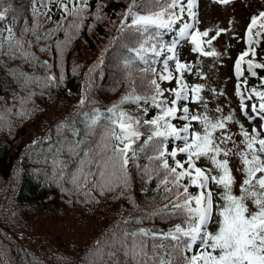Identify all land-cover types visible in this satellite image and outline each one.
<instances>
[{"label":"snow or ice","instance_id":"1","mask_svg":"<svg viewBox=\"0 0 264 264\" xmlns=\"http://www.w3.org/2000/svg\"><path fill=\"white\" fill-rule=\"evenodd\" d=\"M215 2L227 5L232 0ZM37 3L40 5L34 12V16L39 13L36 16L37 25L23 29L24 33L34 35L37 42L59 31H79L89 14V0H32L34 8ZM102 7L97 5V12L94 13L96 19H102ZM196 7L197 0H186V3L184 0H131L118 32L127 31V38L137 40L138 47L128 49L135 53V57L126 58L124 68L130 75L136 59L147 65L139 69L142 73L150 74L142 80L146 91L138 94L133 87L118 104L107 109L111 115L103 125L99 115L89 117L86 134L99 137L101 143L97 148L89 147L82 140H76L67 148L70 156L83 152V156L87 157V160H81L78 174L71 176V182L77 188H87L91 184L99 189L101 195L106 190H126L130 161L134 162L139 153H145L149 161L143 169L145 174L159 178L167 194L164 199L169 200L163 208L146 214L147 217L163 215L165 218L177 217L180 221L162 234L143 227L125 230L112 238L111 249L97 257L93 264H264V91L251 90L259 99V104H251L252 115H249V119L259 118L260 126L253 127L249 132L240 124L242 148L236 145L228 131L232 115L213 120L206 112L198 113L190 109V104L207 109V102L202 95L205 85L189 84L186 73L201 79L207 76L198 67L202 64L201 60L198 59L196 64L182 62L177 57V47L181 41H187L191 45V52L198 57L218 59L222 53L212 47L213 41L227 31L217 29L211 36V30L201 31L196 27ZM53 8L60 12L55 28L38 32L40 17L52 22ZM185 14L195 23L186 22ZM9 19L15 20V11L7 0H0V22ZM174 26L178 27L176 38L171 44H165L156 30H172ZM4 31L8 33L6 39L10 48L18 51L26 60L35 59L34 54L25 48V45L32 47L31 41L18 38L10 25H0V35ZM245 35L247 48L236 58L234 72L238 81L236 95L240 98V108L247 114L249 105L245 102L240 83L245 71L242 65L246 64V71L253 77L257 76L256 69L264 70V62H257L254 46L260 45L261 38H264V11L250 18ZM137 36L140 38L137 39ZM56 47L60 48V42H56ZM39 50L44 52L47 49L41 47ZM148 54L154 58L164 55L160 69L154 66L157 62L155 59L147 58ZM249 56L251 58L246 59ZM12 58L17 57L13 54ZM101 64L103 56L89 68V73ZM44 66H48L47 61ZM57 79L62 80L63 76L57 78L49 75L43 78L46 85L53 84ZM260 79L264 85V77ZM173 81L174 87H162V83L171 84ZM31 82H35L34 77L24 80L26 87ZM210 91L213 95L217 94L215 88ZM219 95H223V92ZM87 99V96L82 97L78 106L83 107ZM247 99L251 100L252 95ZM126 102L134 103L145 115L149 111L145 105L159 109V114L154 118L141 119L122 109L121 105ZM216 111L221 110L217 108ZM173 120L178 123H173ZM144 125L149 126L146 139L137 144L144 135L141 131ZM195 125H199V128ZM57 127L64 128L65 122ZM71 131L73 135H80L74 129ZM229 143L239 150L226 147ZM82 144L84 148H81ZM109 152L110 155L107 154ZM233 155L238 156L241 163L238 171L242 179L238 193L234 190L237 181L230 167L229 158ZM202 161L208 166H202ZM63 163L59 162L61 171ZM92 166L97 171L93 172ZM89 177L98 179L90 180ZM157 240L160 242H155ZM105 256L107 259L103 258Z\"/></svg>","mask_w":264,"mask_h":264},{"label":"trees","instance_id":"2","mask_svg":"<svg viewBox=\"0 0 264 264\" xmlns=\"http://www.w3.org/2000/svg\"><path fill=\"white\" fill-rule=\"evenodd\" d=\"M130 2L89 0L85 23H92L96 35L105 32L107 35L102 36L104 41L98 44L96 52L91 56L87 53L88 57L84 58L82 47L83 50L85 47L78 44L84 41L92 46L84 30L79 34L73 30L59 31L37 42L34 35L24 33L23 29L37 25L39 13L34 16V12L40 5L37 3L34 8L32 0H7L15 11V20L0 22V25L12 26L18 38L31 41L32 47L25 45V48L35 59L26 60L10 48L6 31L0 35V264H93L97 257L111 249L112 238L125 230L143 227L162 234L180 222L177 217H147L146 214L163 208L169 200L164 199L167 194L159 178L145 174L143 169L149 161L143 152L129 163L126 190H106L101 195L91 184L77 188L71 182V176L78 174L81 160L87 157L83 152L70 156L68 146L76 140L92 148L101 143L99 137L86 134L89 117L99 115L103 125L111 115L107 109L118 104L133 87L138 94L146 91L142 80L150 74L139 69L147 65L136 59L130 75L124 68V60L135 57L128 49L138 47L136 39L127 38V31L118 32ZM97 5H103L102 19L95 22ZM59 18L60 12L53 8L52 22L40 17L37 31L43 33L55 28ZM156 31L160 33L159 39L168 43L167 31ZM56 42H60L59 49ZM263 44L264 38H261ZM41 47L47 50L41 52ZM13 54L17 58L13 59ZM101 56L103 64L89 73V68L96 65ZM147 58L160 61L151 54ZM46 59L48 66H44ZM255 71V77L246 71L247 86L264 91L260 79L264 77V70ZM49 75L63 76V79L46 85L43 78ZM33 77L35 82L26 87L24 80ZM84 96L88 99L79 107ZM121 107L141 119L159 114V109L149 105H145L149 108L147 115L131 102ZM61 122H65V127L58 129ZM72 129L80 135H73ZM148 129V125L141 127L144 135L137 144L146 139ZM60 161L64 162L62 171ZM91 170L97 171L95 166Z\"/></svg>","mask_w":264,"mask_h":264},{"label":"rangeland","instance_id":"3","mask_svg":"<svg viewBox=\"0 0 264 264\" xmlns=\"http://www.w3.org/2000/svg\"><path fill=\"white\" fill-rule=\"evenodd\" d=\"M186 3V0H184ZM197 13L196 27L201 31L211 30L210 36L215 34L217 29H227L226 32L222 33L216 40L213 41L212 47H214L222 55L217 59L213 57H198L197 54L191 52V45L187 41H181L177 47V57L182 62H187L191 64H196L197 60H201L202 64L198 67L202 68L204 73H206L207 78L201 79L198 76H194L186 73V80L189 84L202 83L205 85L202 95L205 97L207 102V109H204L200 105L190 104V109L193 112L205 113L210 119L215 120L218 117H226L232 115L233 120L228 123L229 134H232L233 140L236 142L240 148L243 145L240 144L242 137L240 133V124H243L245 129L251 132L253 127L259 128L260 120L255 118L250 120L249 115L251 113V104L256 102V98L253 94L245 92L244 76L241 77V91L244 93L245 102L249 105L247 114L241 111L240 108V98L236 95V85L238 83L235 72H234V62L239 54L246 50V35L245 31L250 22V18L258 14L260 11H264V0H232L231 3L224 5L216 3L215 0H197V7L195 9ZM93 20L98 19L93 18ZM105 20V19H104ZM184 20L186 22L195 23L194 21L189 20L185 14ZM91 22L89 24L83 22V25L79 31L75 33L79 34L84 30L85 36L92 40V46L89 44L83 43L82 41L78 46L84 45V50L82 47V55L84 58L93 55L99 45L103 43L104 34L96 35L93 25ZM106 26H109L107 24ZM111 29V28H110ZM107 29V32L110 31ZM172 31L177 32L178 27L174 26ZM97 36L94 38V36ZM207 39V38H205ZM82 40V39H81ZM99 44V45H98ZM257 50V58L262 60L264 58V50L259 48L257 45H254ZM206 50H207V46ZM164 58V55H162ZM251 58V56L246 59ZM173 62H170L172 64ZM244 65H242L243 68ZM162 85L165 88H171L175 86L173 81L171 84L164 82ZM215 88L217 91L216 95H213L210 89ZM220 92H223V95H219ZM252 95V99L248 100L247 97ZM168 96V93L166 94ZM219 108L221 111H216ZM173 123H178L173 120ZM199 128V125H195ZM219 136V132L217 133ZM178 143V142H177ZM226 147L234 148L238 151L239 148L229 143ZM179 158V157H178ZM230 167L233 169V174L236 178V185L234 190L239 192V182L242 179V174L238 171L241 168V163L238 156H231L230 158ZM202 166H208L203 161L201 162Z\"/></svg>","mask_w":264,"mask_h":264}]
</instances>
